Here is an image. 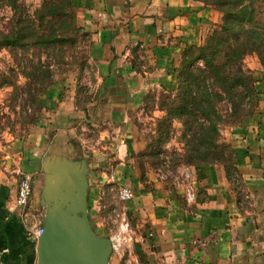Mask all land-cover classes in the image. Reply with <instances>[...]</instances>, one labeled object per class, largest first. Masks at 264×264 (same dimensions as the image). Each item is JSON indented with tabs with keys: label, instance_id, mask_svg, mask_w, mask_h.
Returning a JSON list of instances; mask_svg holds the SVG:
<instances>
[{
	"label": "crops",
	"instance_id": "crops-1",
	"mask_svg": "<svg viewBox=\"0 0 264 264\" xmlns=\"http://www.w3.org/2000/svg\"><path fill=\"white\" fill-rule=\"evenodd\" d=\"M74 5L89 36L91 71L81 80L84 90H64L59 81L50 87L42 97L47 122L0 158V264H37L29 230L43 222L47 170L67 167L84 170L87 216L98 235L90 212L108 189L131 187L132 198L122 204L143 264H264V65L257 55L244 58L254 77L255 109L220 126L232 173L222 162L181 161L175 177H166L141 159L144 123L164 114L160 101L176 91L183 48L200 43L220 12L200 0ZM22 172L33 185L27 220L15 205Z\"/></svg>",
	"mask_w": 264,
	"mask_h": 264
},
{
	"label": "trees",
	"instance_id": "trees-1",
	"mask_svg": "<svg viewBox=\"0 0 264 264\" xmlns=\"http://www.w3.org/2000/svg\"><path fill=\"white\" fill-rule=\"evenodd\" d=\"M200 1L215 7L220 21L200 43L183 48L176 91L160 104L165 112L157 119V142L165 141L164 133L179 122L182 151L176 158L193 165L222 162L231 174L232 150L222 141L220 126L240 120L257 105L254 77L244 58L256 54L264 65V0ZM0 5L11 11L7 28L0 29V48L12 56V75L27 79L36 100L55 76L42 52L61 53L74 33H88L76 22L74 0H41L32 10L22 0H0Z\"/></svg>",
	"mask_w": 264,
	"mask_h": 264
},
{
	"label": "rangeland",
	"instance_id": "rangeland-1",
	"mask_svg": "<svg viewBox=\"0 0 264 264\" xmlns=\"http://www.w3.org/2000/svg\"><path fill=\"white\" fill-rule=\"evenodd\" d=\"M32 10L37 7L41 0H22ZM11 11L8 7L0 5V29H6L8 16ZM76 22L78 24L77 18ZM73 41L63 45L61 53L58 49H48L42 52V59L50 62V67L55 69V76L50 87L59 82H64L63 89H70L71 85L77 89L84 90L83 77L89 73L91 64L88 61L89 36L82 32L73 34ZM14 65L12 56L5 48H0V158L6 154L14 141H23L34 129L43 126L47 122V109L42 104V97L46 93L36 96L32 100L31 91L27 79L19 74L12 75L11 67ZM82 80V81H81ZM3 83H6L2 85ZM171 96L162 98L160 104L167 103ZM222 112H225L226 105H220ZM148 118L145 120V138L147 139L146 150L142 161L163 172L166 177H175L177 167L181 161L176 158L180 155L175 142L182 146L179 136L178 122H174L169 132H165L167 139L161 143L157 142V119ZM231 122V121H226ZM143 124V123H142ZM168 142L172 144L167 145ZM182 148V147H181ZM177 154H176V153ZM141 161V162H142ZM147 167V166H146ZM179 178H181L179 176ZM118 191L108 189L100 199V207L95 212H90L94 230L103 236H120L119 250L112 247L108 264H143L140 248L134 240L128 217H125V207ZM126 214V213H125ZM94 215V216H93ZM127 218L129 226L125 227ZM90 218V219H91ZM137 258V261L134 259Z\"/></svg>",
	"mask_w": 264,
	"mask_h": 264
},
{
	"label": "water",
	"instance_id": "water-1",
	"mask_svg": "<svg viewBox=\"0 0 264 264\" xmlns=\"http://www.w3.org/2000/svg\"><path fill=\"white\" fill-rule=\"evenodd\" d=\"M86 187L80 167L47 170L42 189L46 210L36 240L37 264H108L111 237L93 231L87 216Z\"/></svg>",
	"mask_w": 264,
	"mask_h": 264
},
{
	"label": "built area",
	"instance_id": "built-area-1",
	"mask_svg": "<svg viewBox=\"0 0 264 264\" xmlns=\"http://www.w3.org/2000/svg\"><path fill=\"white\" fill-rule=\"evenodd\" d=\"M33 193V185H32V177L27 172L20 173V176L18 178L17 183V189H16V197H15V205L19 208L20 213L24 219H29V216L31 215V212L29 210L31 198ZM118 196L122 200L130 199L133 196V190L131 187L123 185L118 189ZM187 196L191 197V194L187 191ZM125 217L126 214L124 213ZM124 226H129V221L127 218H125ZM42 232V225H37L34 228H30L29 235L37 240L38 236ZM149 235L151 236L152 233L150 232ZM121 237L118 236H111L112 241V247L115 250H119V244ZM154 246V244H151ZM135 257V256H134ZM137 261V258H134ZM5 264H13V263H5Z\"/></svg>",
	"mask_w": 264,
	"mask_h": 264
}]
</instances>
